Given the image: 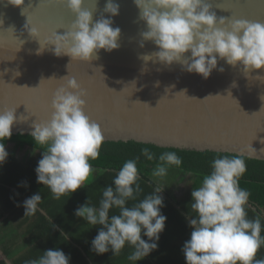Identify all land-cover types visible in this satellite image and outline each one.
Segmentation results:
<instances>
[{
    "label": "clouds",
    "instance_id": "1",
    "mask_svg": "<svg viewBox=\"0 0 264 264\" xmlns=\"http://www.w3.org/2000/svg\"><path fill=\"white\" fill-rule=\"evenodd\" d=\"M64 2L77 14V19L66 34L56 33L49 42L56 46V55L63 53L90 61L100 49L111 51L118 47L120 29L112 27L110 18L92 23L91 12L82 9L83 0ZM134 2L148 26V31L142 35L154 41L159 50L153 55L161 62H182L188 72L204 78L217 67V57L233 66L242 63L245 72L264 67V23L235 20L225 25L224 18L217 22L215 13L209 11L210 6L204 0ZM9 3L22 5L23 0H9ZM105 11L115 16L119 6L109 0ZM62 48L67 50L62 51ZM189 51L191 55L184 56ZM84 95L77 80L69 77L53 95L50 118L42 122L35 120L31 125L29 135L35 143L47 145L35 168L37 183L47 186L56 199L84 185L93 173L89 161L99 157L105 139L101 126L84 110ZM16 121L15 109L0 111V141L11 137ZM141 153L148 160L155 158L148 148H143ZM7 157L5 144L0 142V163ZM138 160L136 157L123 164L114 177V187L104 188L98 208L86 200L75 209L77 217L93 226H101L91 240V250L97 254L111 250L113 255H119L127 244L134 249L128 259L137 262L158 248L167 219L161 213L164 187L157 184L151 194L127 206V202L136 200L142 191L138 183ZM181 164L182 159L175 152H165L159 156L152 175L162 178L170 166ZM246 170L240 156L216 158L210 174L192 190L191 209L197 215L188 218L192 231L182 247L186 264H264V259H256L258 250L264 246L261 219L259 216L247 218L245 206L250 192L239 184ZM41 200L39 193L27 198L25 215H34ZM112 208H118L119 214L110 216ZM142 235L148 239H143ZM69 259L59 248L47 249L38 260L27 264H69Z\"/></svg>",
    "mask_w": 264,
    "mask_h": 264
},
{
    "label": "water",
    "instance_id": "2",
    "mask_svg": "<svg viewBox=\"0 0 264 264\" xmlns=\"http://www.w3.org/2000/svg\"><path fill=\"white\" fill-rule=\"evenodd\" d=\"M111 2L119 6L115 16L105 11L109 0H83L92 23L110 18L120 29L117 48L100 49L84 61L56 55L49 43L77 19L64 0L22 5L0 0V111L15 109L12 133L29 134L35 120L47 121L55 91L74 77L85 93L84 110L101 126L104 141L264 160V67L245 72L242 63L233 66L217 57V67L204 78L182 62H161L153 55L159 50L154 41L142 35L148 26L134 0ZM204 2L225 25L264 23V0Z\"/></svg>",
    "mask_w": 264,
    "mask_h": 264
},
{
    "label": "trees",
    "instance_id": "3",
    "mask_svg": "<svg viewBox=\"0 0 264 264\" xmlns=\"http://www.w3.org/2000/svg\"><path fill=\"white\" fill-rule=\"evenodd\" d=\"M0 142L5 146L8 143L13 144V151H7L8 157L5 162L0 163V248L12 264H27L28 261L38 260L43 251L56 248L70 257L69 264H186L182 250L179 254L181 247L170 245L176 243L181 231H192L185 217V214L192 218L197 215L191 209V192L201 185L206 174H210L214 159L239 156L213 151L166 148L134 141H104L99 157L89 161L93 173L84 185L76 192L65 193L56 199L47 186L37 183L35 172L47 145L36 144L29 134L21 133H12L10 138ZM143 148H148L155 158L146 159L141 153ZM24 150L21 157L14 154ZM165 152H175L182 159V164L170 166L167 175L162 178L153 177L152 172L159 162V156ZM136 157H139L138 183L142 191L136 200L128 201L127 206H133L160 184L164 187L161 193L164 201L161 213L167 219L157 242L158 248L134 262L128 259L134 249L127 244L119 255H113L111 250L103 254L92 251L91 240L101 226H93L74 213L86 200L91 206L98 208L104 188L109 185L114 187L113 180L119 169L127 160ZM240 157L244 159L247 170L239 184L250 192L249 203L245 206L247 218L260 217L261 235L264 236V218L259 213L260 209H264V160ZM180 190L184 195L176 203L172 194ZM35 193L42 197L38 210L34 215H25L23 200ZM115 214H119L118 208H112L109 212L110 216ZM142 238L148 239L143 235ZM262 252L264 256V251ZM0 264L7 263L0 259Z\"/></svg>",
    "mask_w": 264,
    "mask_h": 264
},
{
    "label": "crops",
    "instance_id": "4",
    "mask_svg": "<svg viewBox=\"0 0 264 264\" xmlns=\"http://www.w3.org/2000/svg\"><path fill=\"white\" fill-rule=\"evenodd\" d=\"M172 195H173V201L177 203V200H179V199H181L183 197L184 192L181 191V190L180 191H175V192H173ZM259 213L264 218V209H260ZM185 217H186V220L188 221L189 216L187 214H185ZM180 234H181V236L179 237V239L176 240V243H174L173 245H170V246H180L181 249H179V254L181 253V250H182L184 242L186 240L190 239V232L189 233L188 232L184 233V232L181 231ZM262 250L264 251L263 247L261 246V248L258 250V252L256 254V259H264ZM0 254H1L0 255V259H4L7 264H12L11 260L3 253L1 248H0ZM180 258H182V256H180Z\"/></svg>",
    "mask_w": 264,
    "mask_h": 264
},
{
    "label": "rangeland",
    "instance_id": "5",
    "mask_svg": "<svg viewBox=\"0 0 264 264\" xmlns=\"http://www.w3.org/2000/svg\"><path fill=\"white\" fill-rule=\"evenodd\" d=\"M6 151L8 152H12L13 151V144L12 143H8L6 146ZM25 153V150L24 151H17L15 152L14 154L16 155V157H21L23 154ZM1 255V254H0Z\"/></svg>",
    "mask_w": 264,
    "mask_h": 264
}]
</instances>
